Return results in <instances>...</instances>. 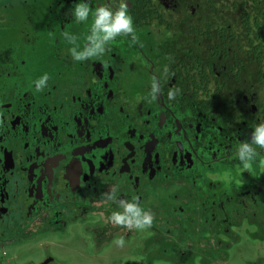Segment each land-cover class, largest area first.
<instances>
[{
  "label": "flooded vegetation",
  "instance_id": "1",
  "mask_svg": "<svg viewBox=\"0 0 264 264\" xmlns=\"http://www.w3.org/2000/svg\"><path fill=\"white\" fill-rule=\"evenodd\" d=\"M133 1L143 47L117 37L73 59L107 0H56L0 50V264H154L150 250L173 254L159 264H264V149L250 171L237 156L264 123V58L206 29L216 21L196 1ZM78 3L89 17L67 29ZM106 193L138 198L152 227L114 225L123 208Z\"/></svg>",
  "mask_w": 264,
  "mask_h": 264
},
{
  "label": "clouds",
  "instance_id": "2",
  "mask_svg": "<svg viewBox=\"0 0 264 264\" xmlns=\"http://www.w3.org/2000/svg\"><path fill=\"white\" fill-rule=\"evenodd\" d=\"M91 8L87 3H78L71 11V15L79 22H84L88 19ZM67 15V14H66ZM64 36L71 43H75L76 38L70 36L65 32ZM131 36V43H140L139 37L135 34L133 18L129 15L128 0H107L106 3L100 5L95 9L94 23L91 26V34L87 36L88 44L84 47L83 51H78L73 47L71 55L77 61H84L98 55L105 53L106 48L117 37ZM49 77L45 74L41 79L36 82L37 91H42L46 86ZM162 93L159 83L153 79L151 98L152 100L158 99V94ZM179 89H171L168 92L169 100H174L179 95ZM2 123V122H0ZM255 145L256 147H253ZM257 148L264 149V123L255 127L251 133V139L248 142H242L239 146L237 156L240 164L242 165L241 173L250 171L252 168V161L259 155ZM224 178H228L225 174ZM106 198L118 203L123 208V212H113L109 220L117 226H122L127 229L147 230L152 227L154 216L151 212H144L138 203V198H134L137 202H127L124 200H117L114 193H106ZM118 247H124L125 241L123 237L113 241ZM139 264L140 257H133Z\"/></svg>",
  "mask_w": 264,
  "mask_h": 264
},
{
  "label": "trees",
  "instance_id": "3",
  "mask_svg": "<svg viewBox=\"0 0 264 264\" xmlns=\"http://www.w3.org/2000/svg\"><path fill=\"white\" fill-rule=\"evenodd\" d=\"M146 0H134L136 6ZM182 5L196 1L203 6L216 22L205 20L206 29L216 28L221 37L240 36L245 40L244 50L264 58V0H180ZM202 3V4H201ZM142 6V5H141ZM133 9V8H132ZM134 10V9H133ZM152 10H150L151 12ZM201 12V11H199ZM219 23V24H217ZM229 25V28H228ZM208 31V30H207ZM226 32V33H225ZM241 48V47H240ZM258 76L262 74L256 72Z\"/></svg>",
  "mask_w": 264,
  "mask_h": 264
},
{
  "label": "rangeland",
  "instance_id": "4",
  "mask_svg": "<svg viewBox=\"0 0 264 264\" xmlns=\"http://www.w3.org/2000/svg\"><path fill=\"white\" fill-rule=\"evenodd\" d=\"M22 1L23 0H0V50L5 48L6 46L9 47L11 45H20L22 44V42H24V38L22 37V35L24 36L25 33L23 32L22 28H28L32 17H36V15H38V18H40V13L41 15L43 13V15L45 14L46 17H48V9H51L52 12L55 11L54 4L56 0H37L35 3L28 4H24ZM43 1L47 2L44 12L37 6L41 5L43 7ZM28 2L32 1L29 0ZM20 5L24 7H20ZM77 26V20L73 17H67L64 20V27L67 29L76 30ZM27 37L29 36L27 35ZM213 87L215 88V85ZM173 233L175 232L173 231ZM150 240L158 239L154 238ZM150 247L152 248L154 247V245H151ZM147 249L144 251H139V253L141 254L147 251ZM150 251V260L155 261L154 264H159V261H162L161 259H166L167 261H174L172 256L173 254H171V252L169 251Z\"/></svg>",
  "mask_w": 264,
  "mask_h": 264
}]
</instances>
